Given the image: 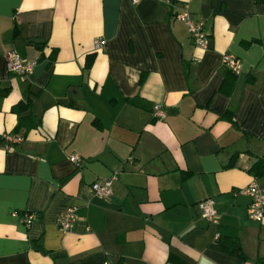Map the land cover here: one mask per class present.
<instances>
[{
	"label": "crops",
	"instance_id": "obj_1",
	"mask_svg": "<svg viewBox=\"0 0 264 264\" xmlns=\"http://www.w3.org/2000/svg\"><path fill=\"white\" fill-rule=\"evenodd\" d=\"M182 10L205 22L208 49ZM10 51L32 71L9 72ZM27 95L39 126L11 142ZM261 156L264 0H0V264H264V219L239 192ZM113 175L112 196H96ZM205 198L217 224L199 215Z\"/></svg>",
	"mask_w": 264,
	"mask_h": 264
},
{
	"label": "built area",
	"instance_id": "obj_2",
	"mask_svg": "<svg viewBox=\"0 0 264 264\" xmlns=\"http://www.w3.org/2000/svg\"><path fill=\"white\" fill-rule=\"evenodd\" d=\"M132 4H137L142 0H130ZM174 18L183 22L188 29L192 43L206 50L210 44V37L205 29V22L201 19H195L188 10H182L175 12ZM105 40L95 39L93 42L94 49L98 50L105 46ZM36 62H23L21 57L15 51H10L6 58V69L16 75H26L32 71V68ZM222 64L230 69L235 74L241 72L240 63L236 57L229 53H225L222 56ZM153 115L158 119L165 118V111L161 104H154ZM11 142H20L22 138L20 136L9 137ZM6 149H9L8 144L5 145ZM70 162H72L76 167H79L82 163V158L78 154L72 153L68 156ZM115 176L110 178L97 180L93 182L90 186L92 192L102 199H109L112 196V183ZM240 193L247 195L250 198L248 205L247 215L250 220L261 221L264 219V188L261 187L256 178H254L247 186L239 190ZM198 212L201 218L215 223H218V215L214 207V200L212 198H205L197 203ZM35 215L33 213L24 214L23 221L26 225H29L34 219ZM78 221L77 208L75 206L66 207L58 216L57 224L64 230L72 229ZM89 228H87L88 230ZM216 239L219 237L218 234L215 235ZM110 264V263H105Z\"/></svg>",
	"mask_w": 264,
	"mask_h": 264
},
{
	"label": "trees",
	"instance_id": "obj_3",
	"mask_svg": "<svg viewBox=\"0 0 264 264\" xmlns=\"http://www.w3.org/2000/svg\"><path fill=\"white\" fill-rule=\"evenodd\" d=\"M228 72L231 74H235L230 69H228ZM2 93L5 95L7 93V90H3ZM32 103L33 99L27 95L25 100L20 101L13 106V111L18 114V122L15 126V129L13 130V136H20L19 133L21 131L26 134L29 130L37 128L39 126V120L35 119L31 112L24 116L22 115L23 113L31 110ZM20 137L23 139L22 134ZM248 171L256 179L264 178V156L258 157ZM218 245H221V243H218ZM230 247L233 251L241 254L240 246L236 242H234Z\"/></svg>",
	"mask_w": 264,
	"mask_h": 264
}]
</instances>
